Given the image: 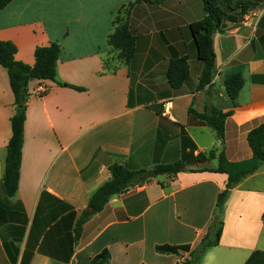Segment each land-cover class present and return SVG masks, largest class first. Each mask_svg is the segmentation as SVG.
Segmentation results:
<instances>
[{
	"label": "crops",
	"instance_id": "obj_1",
	"mask_svg": "<svg viewBox=\"0 0 264 264\" xmlns=\"http://www.w3.org/2000/svg\"><path fill=\"white\" fill-rule=\"evenodd\" d=\"M134 2L13 0L0 11V41L17 46V61L33 66L36 48L61 46L56 82L29 85L12 197L4 174L16 107L0 65V264H91L105 249L108 264H182L190 252L162 255L155 247L190 245L194 251L204 237L214 239L213 218L228 176L211 172L159 176L132 187L90 216L75 236L78 219L92 213L91 197L112 178L115 163L131 170L176 161L189 169L216 167L207 154L221 142L190 116V108L232 112L224 143L231 162L252 157L248 135L264 123V0L248 13H228L213 35L214 79L202 90L203 65L189 28L205 15L202 1L136 5L128 18L136 53L127 65L114 60L107 39L117 12ZM185 56L190 77L176 91L166 72L171 59ZM239 71L244 87L234 106L225 82ZM223 217L220 240L201 264H245L254 251H264V164L231 190Z\"/></svg>",
	"mask_w": 264,
	"mask_h": 264
},
{
	"label": "trees",
	"instance_id": "obj_2",
	"mask_svg": "<svg viewBox=\"0 0 264 264\" xmlns=\"http://www.w3.org/2000/svg\"><path fill=\"white\" fill-rule=\"evenodd\" d=\"M13 0H0V11L6 8ZM164 0H135L134 3L122 7L114 17L113 31L109 34L107 43L114 60L130 64L136 53L137 36L130 27L128 21L132 9L142 3L158 4ZM204 6V17L190 24L189 28L197 48L198 60L203 65L199 78V90L204 89L214 79L215 52L213 35L222 30L228 13L240 9L241 13L255 9L263 0H201ZM17 46L10 41H0V65L8 71L10 86L15 97V114L11 119L12 138L7 146L5 163L4 186L6 194L12 197L16 194L20 179L22 163V148L24 144V125L26 121L27 102L30 97L29 85L33 80L56 82L57 65L61 55V46L52 42L49 46L38 47L35 50V64L27 65L17 61L15 55ZM110 59L104 60L106 68L111 67ZM190 77L188 57H175L170 60L166 72L169 86L173 90H180ZM64 86V84H61ZM226 91L233 102L237 105L238 97L244 87V77L241 71L229 76L225 82ZM71 87V86H68ZM81 91L82 88L72 87ZM47 90L40 94L47 95ZM190 116L202 125H207L216 132L221 146L214 148L207 154L210 161H216L214 168L189 169L183 161L168 164H158L150 169L131 170L124 164L115 163L110 166L112 178L102 185L91 197L90 208L92 213H84L77 221L75 236L77 239L82 234L83 225L89 217L100 213L109 201L116 196L124 194L130 188L150 183L159 176L173 177L182 172H211L225 174L228 181L225 189L220 193L216 205L214 220V239L206 236L203 238L197 250L191 251L190 245L162 244L155 247V251L162 255H181V252H190V259L182 264H201L207 251L216 246L223 230L224 205L231 190L235 189L247 177L258 171L264 164V123L253 129L248 135V144L252 150V157L248 160L231 162L225 152V122L232 112L223 113L217 108H207L206 112L198 113L193 108L189 110ZM110 252L105 249L91 260V264H108ZM245 264H264V251H254Z\"/></svg>",
	"mask_w": 264,
	"mask_h": 264
},
{
	"label": "rangeland",
	"instance_id": "obj_3",
	"mask_svg": "<svg viewBox=\"0 0 264 264\" xmlns=\"http://www.w3.org/2000/svg\"><path fill=\"white\" fill-rule=\"evenodd\" d=\"M131 189V188H130ZM129 189V190H130ZM214 220H215V215H214V218H213V223H214ZM221 220L224 222V217H223V215L221 216ZM263 237H264V233H263ZM261 247H263L264 248V246L261 244ZM197 250V249H196ZM259 251H261V250H259Z\"/></svg>",
	"mask_w": 264,
	"mask_h": 264
}]
</instances>
